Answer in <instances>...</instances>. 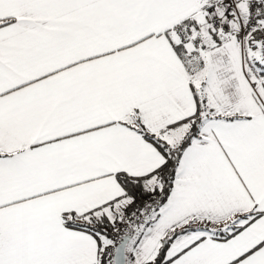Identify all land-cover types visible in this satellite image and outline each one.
I'll return each mask as SVG.
<instances>
[{
  "label": "snow or ice",
  "instance_id": "1",
  "mask_svg": "<svg viewBox=\"0 0 264 264\" xmlns=\"http://www.w3.org/2000/svg\"><path fill=\"white\" fill-rule=\"evenodd\" d=\"M0 264H264V0H0Z\"/></svg>",
  "mask_w": 264,
  "mask_h": 264
}]
</instances>
